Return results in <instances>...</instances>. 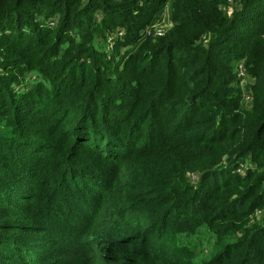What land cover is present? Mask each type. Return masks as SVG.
<instances>
[{"label":"trees","instance_id":"16d2710c","mask_svg":"<svg viewBox=\"0 0 264 264\" xmlns=\"http://www.w3.org/2000/svg\"><path fill=\"white\" fill-rule=\"evenodd\" d=\"M233 1L0 0V264H264V0Z\"/></svg>","mask_w":264,"mask_h":264},{"label":"built area","instance_id":"2783aa9c","mask_svg":"<svg viewBox=\"0 0 264 264\" xmlns=\"http://www.w3.org/2000/svg\"><path fill=\"white\" fill-rule=\"evenodd\" d=\"M235 5V1L228 0V3L226 5H221V9L227 13H230L232 8ZM96 18H99V15L96 16ZM171 22H165L164 20L158 24L153 25L150 28L146 29V35L151 36H161L163 35L167 29L170 27ZM123 32L119 31L117 36H121ZM110 47V45H109ZM236 73L237 78L239 81V85L242 89V95H243V101L248 102L247 107L250 105L251 101V95H250V85L253 83V78H251L244 69L242 63H239L236 67ZM195 177V176H193Z\"/></svg>","mask_w":264,"mask_h":264},{"label":"rangeland","instance_id":"374dc122","mask_svg":"<svg viewBox=\"0 0 264 264\" xmlns=\"http://www.w3.org/2000/svg\"><path fill=\"white\" fill-rule=\"evenodd\" d=\"M235 5H236V2H235ZM164 21L165 22H169L166 18L164 19ZM26 78H27V80H33V79H35V76H29V75H27ZM244 104H245V106H247L248 105V102L244 101ZM191 179L194 180V181H196L197 177L196 176L195 177L192 176ZM203 249L204 250H207L209 252L210 251V246H203ZM215 250H216L215 248L212 249V251H210L209 254H212V252L215 251Z\"/></svg>","mask_w":264,"mask_h":264}]
</instances>
